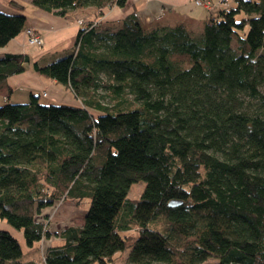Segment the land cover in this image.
<instances>
[{"label":"trees","instance_id":"16d2710c","mask_svg":"<svg viewBox=\"0 0 264 264\" xmlns=\"http://www.w3.org/2000/svg\"><path fill=\"white\" fill-rule=\"evenodd\" d=\"M29 1L100 18L129 0ZM26 24L23 12L0 11V48ZM79 26L49 62L0 56V221L31 251L59 238L45 264H111L127 247L126 264H264V0L219 6L197 27L146 29L136 11L115 31ZM25 72L76 104L42 103L32 90L10 102L9 79ZM139 181L141 196L129 198ZM86 199L83 224L55 235L45 210ZM0 264L37 263L0 230Z\"/></svg>","mask_w":264,"mask_h":264},{"label":"crops","instance_id":"0c3cea01","mask_svg":"<svg viewBox=\"0 0 264 264\" xmlns=\"http://www.w3.org/2000/svg\"><path fill=\"white\" fill-rule=\"evenodd\" d=\"M18 1L23 2V0ZM211 2L213 4H217L220 0H211ZM235 2L236 0H226V6H233ZM29 5L30 4H26L25 2V11L27 12V14L24 13L27 16L26 26L36 29L37 32L40 33L43 39V45L37 46L30 45L29 43V45H26V36H24L25 33L22 32L5 47L0 48V56L5 53H25L33 56L35 61H47L50 59V54H57V52L72 47L76 34L80 28L75 19L78 20L79 17H81L80 15L76 18L73 17L75 15L73 13L66 18H62L35 7H28ZM218 7L219 6L212 10H208L203 6H196L193 0H129L125 8L114 7L112 9H106L102 17L96 18L95 28L97 31H115L121 26L123 18L133 11H136L139 15L140 20L146 29L154 27L158 24L170 25L178 21L186 22L192 27H197V25L205 20L210 13H215ZM0 11L6 13L22 12L18 10L14 4L12 5L10 0H0ZM95 12L96 10L94 8H87L84 11L83 18L86 20H93V18H95ZM24 74H26L25 76H31L36 80L39 78L32 72H25L23 74L10 77L9 83L12 86L18 85L23 89L26 88L31 90L30 87L33 88L34 84H25L21 77ZM47 82H50L49 84H56L43 79L42 84L44 87H47ZM54 86L61 93L67 90L62 85L56 84ZM69 94L71 96V104H76L72 93ZM24 96L25 95L22 97ZM66 96L69 97L67 93ZM1 99L0 104L4 102V100ZM18 241L22 246V241L19 239ZM26 248L29 249L28 247Z\"/></svg>","mask_w":264,"mask_h":264},{"label":"rangeland","instance_id":"374dc122","mask_svg":"<svg viewBox=\"0 0 264 264\" xmlns=\"http://www.w3.org/2000/svg\"><path fill=\"white\" fill-rule=\"evenodd\" d=\"M25 2H26V4L30 3L29 0H23L24 4H25ZM28 7H32V6L29 5ZM84 11L85 10L74 13L75 15L73 17L77 18L79 15L81 16V17H79L78 20L75 19V21L78 25H80L81 23L83 24V22L86 20L85 18H83ZM22 12L27 14L25 9ZM96 18H97V16L95 13V18H93L94 22L96 21ZM24 36H26V38H25L26 45H29V44L30 45H36V44L30 43V41H29L30 34L25 33ZM55 55H59V54L57 53ZM25 75L26 74L21 76L22 80L24 81L25 84H32V83L34 84L33 88L30 87V89L32 91H34V93H38L41 95V102L42 103H68V104L72 103L70 101L71 96L69 93H71V92L69 90H66L65 92L62 91L63 93H61L54 86L56 84H49L50 82H47V87H44V85L42 84V80L43 79L47 80L46 78H44L38 74H34V75H37V77H39L36 80V79L32 78L31 76H25ZM27 75H29V74H27ZM13 88H14V92L11 94L10 102H27L29 100V98H30V95H29L30 90L29 89H26V88L23 89V88L19 87L18 85H14ZM66 93H67V95H69V97L66 96ZM23 95H25V96L22 97ZM0 97L4 100V97L2 95H0ZM73 97H74V95H73ZM16 100H18V101H16ZM72 101H73V99H72ZM4 102H5V100H4ZM144 188H145V182L144 181H139L137 183H134L130 188V191L128 193V197L131 199H138L141 196ZM89 205H90L89 199H86L82 202L64 200V201H60L59 203H57L55 206L49 208L48 210H45L46 215L49 217L48 223L50 224L51 231L56 235V234H59L62 231V229H65L66 227L81 226L83 224V220H84L85 214L89 208ZM9 227L10 226H8L5 222L0 221V230L10 231V233H12L14 236H16L17 240L19 239L20 241H22V248L26 254V260L35 261L37 264H45L44 263V256L45 255L44 254H45V250L47 247L61 243L59 238L53 237L49 240H43L42 242L38 243L36 246L37 248L34 249L33 251H31L32 249L26 248V245L23 242L24 240H23L22 233L21 232H15ZM129 233L137 234V231L135 229H133L132 231L127 232V233H123L122 235H126ZM130 251H131V248L127 247L125 250L118 252L115 255V261L111 264H126L128 261L129 255H130ZM94 264H99V263H94ZM204 264H216V261L214 258H211L207 262H205Z\"/></svg>","mask_w":264,"mask_h":264},{"label":"built area","instance_id":"2783aa9c","mask_svg":"<svg viewBox=\"0 0 264 264\" xmlns=\"http://www.w3.org/2000/svg\"><path fill=\"white\" fill-rule=\"evenodd\" d=\"M194 4L197 6H203L208 10H212L217 6H224L226 5V0H220V2H218L217 4H213L211 2V0H193ZM30 34L29 36V41L32 44H36V45H41L43 43V40L41 38V36H39L38 34H36L34 29H27L26 30V34Z\"/></svg>","mask_w":264,"mask_h":264},{"label":"water","instance_id":"95a60500","mask_svg":"<svg viewBox=\"0 0 264 264\" xmlns=\"http://www.w3.org/2000/svg\"><path fill=\"white\" fill-rule=\"evenodd\" d=\"M177 204H180V202H175V201L170 202V205H172V206L177 205Z\"/></svg>","mask_w":264,"mask_h":264}]
</instances>
